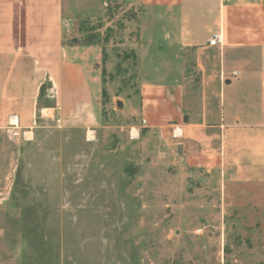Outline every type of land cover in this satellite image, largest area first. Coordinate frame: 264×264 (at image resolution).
Listing matches in <instances>:
<instances>
[{"label":"crops","instance_id":"crops-1","mask_svg":"<svg viewBox=\"0 0 264 264\" xmlns=\"http://www.w3.org/2000/svg\"><path fill=\"white\" fill-rule=\"evenodd\" d=\"M64 1L70 9L93 1L100 7L79 21L103 20L111 2L0 0V211L21 214L14 205L20 202H63L65 209L31 212L56 218L62 235L72 218L86 214L67 203L96 199L103 158L89 165L81 156L104 152L98 143L108 128L101 90L91 83L101 82L99 75L89 76L80 48L63 44L64 28L70 32V21H78L64 13ZM132 1L157 13L155 21H169V40L180 52L194 50L201 74L197 117L180 81L144 84L143 128L181 147L190 168L219 170L228 182L264 183V0ZM213 34L222 37L214 47ZM16 131L26 138L13 137ZM77 169L81 178L72 175Z\"/></svg>","mask_w":264,"mask_h":264},{"label":"rangeland","instance_id":"rangeland-1","mask_svg":"<svg viewBox=\"0 0 264 264\" xmlns=\"http://www.w3.org/2000/svg\"><path fill=\"white\" fill-rule=\"evenodd\" d=\"M130 1L111 0L101 21H79L101 12L96 2L70 9L64 1V13L78 21H70V32L64 28L63 44L80 48L89 76L101 79L91 83L101 90L108 127L98 143L104 152L81 157L89 165L103 158L102 185L96 199L67 203L86 214L72 218L65 235L56 218L32 216L63 202L0 211V264H264V183L228 182L219 170L190 168L181 147L142 127L144 84L193 87L185 103L197 117L201 74L194 50L180 52L169 40V21H155L157 13Z\"/></svg>","mask_w":264,"mask_h":264},{"label":"built area","instance_id":"built-area-1","mask_svg":"<svg viewBox=\"0 0 264 264\" xmlns=\"http://www.w3.org/2000/svg\"><path fill=\"white\" fill-rule=\"evenodd\" d=\"M66 27H67V25H66ZM221 40H222V37H221V35L220 34H213L211 37H210V39L208 40V44L210 45V46H212V47H214V46H217L218 44H220L221 43ZM239 75V73L238 72H233L232 73V76H235V77H237ZM147 126V122H146V120H143L142 121V127H146ZM13 137H15V138H18V137H22V138H26V132H22V133H20V132H14L13 133ZM174 138H177V136L176 135H174ZM132 139L133 140H136V137H132Z\"/></svg>","mask_w":264,"mask_h":264},{"label":"trees","instance_id":"trees-1","mask_svg":"<svg viewBox=\"0 0 264 264\" xmlns=\"http://www.w3.org/2000/svg\"><path fill=\"white\" fill-rule=\"evenodd\" d=\"M88 45L91 46L93 44L91 43V44H88ZM191 92L194 93L195 92V89H193V87L187 88V90H186L187 95L191 94ZM103 93L106 95V92L105 91Z\"/></svg>","mask_w":264,"mask_h":264},{"label":"water","instance_id":"water-1","mask_svg":"<svg viewBox=\"0 0 264 264\" xmlns=\"http://www.w3.org/2000/svg\"><path fill=\"white\" fill-rule=\"evenodd\" d=\"M228 84H229V81H228ZM118 106H119V107H123L120 103H118ZM187 118H188V117H186L185 122H187Z\"/></svg>","mask_w":264,"mask_h":264}]
</instances>
